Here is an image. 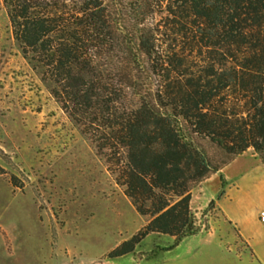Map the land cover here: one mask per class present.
I'll list each match as a JSON object with an SVG mask.
<instances>
[{"label": "trees", "instance_id": "16d2710c", "mask_svg": "<svg viewBox=\"0 0 264 264\" xmlns=\"http://www.w3.org/2000/svg\"><path fill=\"white\" fill-rule=\"evenodd\" d=\"M2 2L23 58L74 125L104 140L99 152L124 154L117 181L148 220L109 258L149 234L175 238L165 251L177 247L197 232L194 185L249 148L264 163V0ZM195 45L199 55L223 52L222 62L188 72ZM158 66L167 74L154 85Z\"/></svg>", "mask_w": 264, "mask_h": 264}, {"label": "rangeland", "instance_id": "374dc122", "mask_svg": "<svg viewBox=\"0 0 264 264\" xmlns=\"http://www.w3.org/2000/svg\"><path fill=\"white\" fill-rule=\"evenodd\" d=\"M162 17L158 13L155 19ZM157 44L165 50L167 38ZM194 48L187 57L188 72L197 73L205 61H221V51L199 55ZM157 68L150 78L154 85L167 74ZM169 78L175 84L178 76ZM93 141L23 58L0 0V264H264V226L252 220L264 211V164L252 148L225 171L230 199L245 201L250 246L227 228L214 201L208 202L210 195L222 197L217 199L220 179L225 183L213 173L208 186L203 185L206 178L188 192L197 229L193 236L165 251L175 238L149 234L132 253L109 258L148 219L136 212L117 181L125 165L123 152L109 147L99 152L95 144L104 140Z\"/></svg>", "mask_w": 264, "mask_h": 264}, {"label": "crops", "instance_id": "0c3cea01", "mask_svg": "<svg viewBox=\"0 0 264 264\" xmlns=\"http://www.w3.org/2000/svg\"><path fill=\"white\" fill-rule=\"evenodd\" d=\"M234 160L235 159H233L231 162H229L227 165H225L221 170L216 172L217 175H222L223 176V179H224V181L226 183V187H225V190H224V195L218 200H215L214 195H210V197L208 199V202L214 201L215 210L222 217L223 221L227 225V228L229 230L233 231V232H236L239 235V237L250 246L251 244H250V238H249V235H248L249 234L248 225L251 222L250 221L251 219L249 218V216H246L244 214V212H243V207H244L245 201L243 199H241V198H232V199H230V196L228 195V186H229V184H228L227 178L225 176V171H226L227 167ZM211 179H214V178H207L203 182V185L204 186H208L207 183H208V181H211ZM261 211H263V210H259V212H261ZM259 212H258V214L255 213L254 217L252 216V220H255L256 223H259V220L257 218L258 215H259ZM262 226H264V225H262Z\"/></svg>", "mask_w": 264, "mask_h": 264}, {"label": "built area", "instance_id": "2783aa9c", "mask_svg": "<svg viewBox=\"0 0 264 264\" xmlns=\"http://www.w3.org/2000/svg\"><path fill=\"white\" fill-rule=\"evenodd\" d=\"M258 220L262 225H264V211L259 212Z\"/></svg>", "mask_w": 264, "mask_h": 264}]
</instances>
